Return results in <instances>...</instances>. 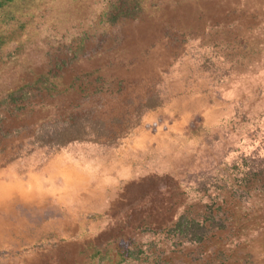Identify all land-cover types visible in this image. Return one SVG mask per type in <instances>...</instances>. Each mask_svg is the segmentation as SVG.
Masks as SVG:
<instances>
[{
  "label": "rangeland",
  "instance_id": "1",
  "mask_svg": "<svg viewBox=\"0 0 264 264\" xmlns=\"http://www.w3.org/2000/svg\"><path fill=\"white\" fill-rule=\"evenodd\" d=\"M1 11L0 101L49 73L59 93L0 105V264H264V0ZM77 111L100 139L42 136ZM212 212L202 241L170 231Z\"/></svg>",
  "mask_w": 264,
  "mask_h": 264
},
{
  "label": "trees",
  "instance_id": "2",
  "mask_svg": "<svg viewBox=\"0 0 264 264\" xmlns=\"http://www.w3.org/2000/svg\"><path fill=\"white\" fill-rule=\"evenodd\" d=\"M24 0H0V16L8 19L12 17V14L8 12L1 11L2 7L9 4H15L22 2ZM57 78L56 73H49L41 76L35 82L26 83L15 90L9 91L3 99L0 101V105L4 104L5 109L19 108L21 103H26L31 97H34L37 93H59L58 86L55 83ZM38 84H40L38 86ZM74 89V88H73ZM77 93L80 90L74 89ZM97 124H93L89 117L80 114V112H66L58 115L55 119L48 123H44L40 126L42 131V136L50 139L55 144L64 145L74 140L88 139L95 134V139H100L99 137L103 134L102 129L103 122L98 121ZM252 174L248 173L244 177L245 181H256V178H252ZM251 187L252 185L247 184ZM206 221H198L194 218H188L186 215H181L170 227V231L174 235L180 237L181 239H187L191 241H202L204 237L212 229H224L227 227L225 223V218L217 213H210ZM100 254L99 252H96ZM134 252L130 249L124 248L118 251L117 257L119 261L126 260L128 257L134 256Z\"/></svg>",
  "mask_w": 264,
  "mask_h": 264
},
{
  "label": "crops",
  "instance_id": "3",
  "mask_svg": "<svg viewBox=\"0 0 264 264\" xmlns=\"http://www.w3.org/2000/svg\"><path fill=\"white\" fill-rule=\"evenodd\" d=\"M2 201H4V200H2V199L0 198V204H4V202H2Z\"/></svg>",
  "mask_w": 264,
  "mask_h": 264
}]
</instances>
